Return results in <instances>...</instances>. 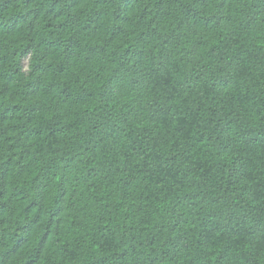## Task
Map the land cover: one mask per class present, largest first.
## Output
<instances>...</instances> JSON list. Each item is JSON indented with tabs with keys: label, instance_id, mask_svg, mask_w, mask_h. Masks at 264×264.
Instances as JSON below:
<instances>
[{
	"label": "trees",
	"instance_id": "obj_1",
	"mask_svg": "<svg viewBox=\"0 0 264 264\" xmlns=\"http://www.w3.org/2000/svg\"><path fill=\"white\" fill-rule=\"evenodd\" d=\"M0 264H264V0H0Z\"/></svg>",
	"mask_w": 264,
	"mask_h": 264
}]
</instances>
